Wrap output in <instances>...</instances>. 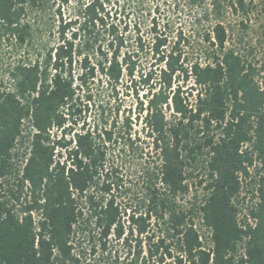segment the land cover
Instances as JSON below:
<instances>
[{
  "label": "trees",
  "instance_id": "obj_1",
  "mask_svg": "<svg viewBox=\"0 0 264 264\" xmlns=\"http://www.w3.org/2000/svg\"><path fill=\"white\" fill-rule=\"evenodd\" d=\"M222 10L221 0H0V48L18 55L0 77V264H110L78 248L105 253L112 238L114 264H264V62L226 46ZM180 11L188 30L173 20ZM122 94L134 106L119 125ZM139 133L159 161L142 198L127 196L114 164ZM192 163L202 200L185 209ZM247 181L256 201L245 208Z\"/></svg>",
  "mask_w": 264,
  "mask_h": 264
},
{
  "label": "rangeland",
  "instance_id": "obj_2",
  "mask_svg": "<svg viewBox=\"0 0 264 264\" xmlns=\"http://www.w3.org/2000/svg\"><path fill=\"white\" fill-rule=\"evenodd\" d=\"M237 0H221L223 10L221 16V22L226 28L228 35L227 47L235 50L238 54L245 56L248 62L257 64L259 66L261 62H264V11L261 6V0H243V4L248 8L246 13H243L240 9L236 8L234 12L231 4L235 5ZM173 4V0H169V5ZM191 14L180 11V13L173 19L176 26H182L185 30H188L189 20ZM17 54H13L6 48H0V77L3 74V70L8 62L13 61L17 57ZM125 84L122 85L123 90ZM122 92V91H121ZM121 105V110L118 114L117 122L120 125L124 117L129 116V110H133L134 100L132 97L122 94L118 101ZM89 124L92 123L93 113L86 115ZM87 121V122H88ZM134 129L139 132V125L134 126ZM140 141L137 143V149L134 155L127 156L121 160L114 159V164L120 167V174L123 180L122 186L127 189V196H135L137 198L143 197V182L145 181V172L155 166H158L159 161L157 154L151 150L150 141L144 137V134L139 133ZM28 142L25 139L22 145L18 143L14 150V165L17 169H21L24 158L27 154ZM113 156V155H112ZM141 156V157H140ZM200 163H192L191 167L186 171V183L189 186V191L185 196L178 198L177 204L183 208H191L194 205L200 204L202 200L201 187L198 185V181L201 175ZM256 174L251 172L252 180L257 179ZM256 177V178H255ZM245 191L241 192V196L245 194V200L242 201L241 197L237 199L242 207H249L255 203V198L252 192V182L247 181ZM243 187H245L243 185ZM194 226L197 230L202 246L205 250L211 248L210 230L203 226L199 219H194ZM107 252L102 253L100 247L96 244L95 253L90 255L89 243L81 241L79 250L83 251V257L87 261L91 262H108L114 264L113 257L108 255V251L112 254L117 252L118 256L122 258V247L120 243H116L113 238L106 242ZM75 244V243H74ZM78 246V245H77ZM110 257V258H109ZM121 263V259L118 260V264Z\"/></svg>",
  "mask_w": 264,
  "mask_h": 264
}]
</instances>
